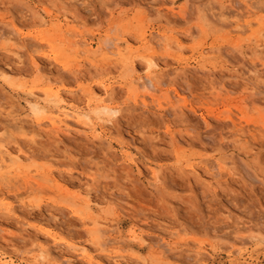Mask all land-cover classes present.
Returning a JSON list of instances; mask_svg holds the SVG:
<instances>
[{
    "label": "rangeland",
    "instance_id": "rangeland-1",
    "mask_svg": "<svg viewBox=\"0 0 264 264\" xmlns=\"http://www.w3.org/2000/svg\"><path fill=\"white\" fill-rule=\"evenodd\" d=\"M263 35L264 0H0V264H264Z\"/></svg>",
    "mask_w": 264,
    "mask_h": 264
},
{
    "label": "bare ground",
    "instance_id": "bare-ground-1",
    "mask_svg": "<svg viewBox=\"0 0 264 264\" xmlns=\"http://www.w3.org/2000/svg\"><path fill=\"white\" fill-rule=\"evenodd\" d=\"M7 38H8L9 41H15L16 40V37H14L12 35L7 36ZM111 42L110 41H105V44L110 46L111 45ZM154 42L155 41L154 40H151V39L148 41L149 44H153ZM156 42H157V40H156ZM169 44H170L169 43V39H167L166 40V45L169 46ZM106 45H105V47H106ZM257 46L259 48L262 47L261 44H258ZM258 61L260 63L262 61V58L259 57L258 58ZM33 62L35 64V66L38 67V69H39L40 67L38 66V61L34 57H33ZM148 66L150 67L151 71L149 72V74L146 77L141 78L138 81V84H137V86H138L139 89L142 88V90L145 91V93L142 95V98H141V105L144 106V107H148L147 99L149 97H154V93L153 92L159 90L162 85H166V83H167L165 74L163 72H160V65L158 64V61L156 62V60L152 59V60L149 61V65ZM52 89H47L46 90V93L50 96L49 101H46L44 103H41L36 98L37 95H35L33 92H31V93H29L30 100L28 99L27 103L30 106V109H31L32 113L34 115H36V117H37V120H36L37 126L39 128H42V127H44L45 124H48L51 127V129H53L52 131H54V132L57 133L56 136L61 138V137H63L62 136L63 133H66V134L68 133L69 134L72 131V129L74 127L71 124L72 123L71 121L80 120L81 112L79 111V107H70V108L67 107L66 106L67 105L66 100L61 96L60 92L57 91V92L54 93ZM136 90L137 89H135V91ZM173 91L175 92V97L178 99L177 103H173L172 102V97H171L172 95H168L166 97L165 102H167L168 104L169 103L171 104V108H172V110L174 112L181 111V113H182V111H184V109H183V105L181 104V102L186 103L187 102V99H188L187 98L188 96L186 94V91L181 90L178 87H174V86H173ZM139 100L140 99L137 98L135 100V103L138 104L139 103ZM229 119L232 122H235V120L233 119V117H230L229 116ZM205 120L207 121V118H205ZM247 122H250V121L247 120ZM241 124H243V123H241ZM246 127L244 125H242V128H241L240 131L242 132L243 130H245ZM13 156L14 155H12V153L9 151V149L6 146H4V145H1L0 146V158L3 161L9 160V161H12V163H18L21 160V157L19 155H17L16 158H14ZM130 162L132 164L135 163L134 162V158H131L130 157ZM8 206H9V209L10 210H15L16 209L14 202H9L8 203ZM99 232H100V230H99V228H97L96 234H98ZM139 239L141 241H143V242H146L147 241L143 237H140ZM163 246L165 247V245H163ZM70 248L77 249L76 247L71 246V245H70ZM50 251H51L50 249H48V248L45 249L44 248L42 253L49 254ZM82 253H83V256L88 261L93 262V257L87 252L86 249L82 250ZM161 255L163 257L166 256V254H164V251L161 253ZM5 264H13V263H6L5 262Z\"/></svg>",
    "mask_w": 264,
    "mask_h": 264
}]
</instances>
